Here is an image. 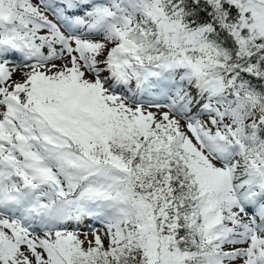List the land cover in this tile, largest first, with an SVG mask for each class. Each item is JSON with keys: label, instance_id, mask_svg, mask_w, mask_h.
I'll list each match as a JSON object with an SVG mask.
<instances>
[{"label": "snow or ice", "instance_id": "obj_1", "mask_svg": "<svg viewBox=\"0 0 264 264\" xmlns=\"http://www.w3.org/2000/svg\"><path fill=\"white\" fill-rule=\"evenodd\" d=\"M0 264H264V0H0Z\"/></svg>", "mask_w": 264, "mask_h": 264}, {"label": "rangeland", "instance_id": "obj_2", "mask_svg": "<svg viewBox=\"0 0 264 264\" xmlns=\"http://www.w3.org/2000/svg\"><path fill=\"white\" fill-rule=\"evenodd\" d=\"M51 18V17H50ZM17 78H19V72L16 74V76H14L13 77V79H17ZM87 223H89V225H91L92 224V222L90 221H87ZM94 227H99V225H93ZM70 227H74V226H70ZM79 228H80V231H81V239H83L84 237H83V233L84 232H87L88 233V237H89V239H91V230H90V228H89V226L87 225L86 226V224L84 225V224H81L80 226H79Z\"/></svg>", "mask_w": 264, "mask_h": 264}]
</instances>
